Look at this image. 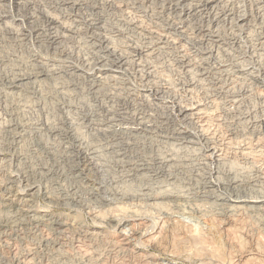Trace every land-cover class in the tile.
I'll use <instances>...</instances> for the list:
<instances>
[{
  "label": "bare ground",
  "instance_id": "1",
  "mask_svg": "<svg viewBox=\"0 0 264 264\" xmlns=\"http://www.w3.org/2000/svg\"><path fill=\"white\" fill-rule=\"evenodd\" d=\"M0 1L1 2L2 1L7 2V0H0ZM123 1L122 0H120V1H117V0H51V1H48L47 2L48 5L44 7V5H42L40 3H38L40 6L38 4H36V2L34 0H8V4L12 3L17 8H23V9H25L29 5H31V8H27L28 10H31V11L28 13V15L26 14V18H27V20H30L32 23H35L34 24L35 27L33 29V34H35V38H37L38 40H41V37H43V35H44L43 31H46V32L51 31L50 32L51 36L48 35L49 37L48 38L46 37V41L50 45H56V46L57 45H59V46L64 45L68 41V39H70L71 37H74L75 35L77 36L76 33L78 30L80 31V29L81 30L83 29L84 33L87 34V37H88V39L84 38L88 42V44H87L88 45V51L86 53H83L82 55H80L81 57L77 58L78 61H80L79 67L76 66L77 69L75 67H72V69H73V71H76V73L79 71V73H77V78L83 77V78H90V80H92V82H89L91 84L90 89L93 90L92 93H95L96 91H98V88L104 84L105 81H103V79H105V78L102 77L101 75H104L106 77L111 78L115 82L114 84H116V83L122 84L121 87L123 86L122 87L123 90L126 92V95L128 96V98H130L131 101H135L134 99L136 97H143V98L147 99V97L152 92H154V94H158V93L165 94L166 93L167 95H169L168 94V92H169V93H172V95H170L169 97H171L172 100H174V103H175V100L178 99L177 100L178 102L174 106L175 107V116H182V118L183 117L184 118L185 117L194 118L196 120L195 123H197L206 117V113H207L206 111L209 108V106H207L206 102L204 104V103H201L200 101L198 102V101H195L192 99H190V100L188 99V103H186V104L179 103V102H181L182 97H181V99H180V96L178 97V93H176L175 86L176 87L179 86V88H181L183 90V93H186L185 95H188L189 98H192L191 93L194 90V88L196 87V85L198 83H200L199 81L205 80L206 83H202L203 85L207 84L208 87L212 88L214 95L223 91L222 92V93H224V95L222 94L223 97H225V98L228 97L229 100H227V102L230 103L231 105L237 104L240 101L239 96L241 94H245V92H247L246 89L250 88V86H249L250 83L247 82L246 88H244L245 89L244 93H240V92H239L240 94H236V92H234L235 94L232 93L231 92L232 87H233L232 84H234V83L237 84L236 83L237 81L238 82L240 81V83L241 82L244 83V81L250 80L255 84L254 85L255 88L258 89L259 87H261L262 89H264V25L262 24L263 18H264V0H162L164 2V4H166L169 7V9H173L174 11L177 12L178 17L180 18V21H178L176 23H174L172 21L171 23H169L165 19V21H163L161 24H157L158 22H156V20L154 22L151 18L153 23L150 26V28H147L146 30L140 29V27L138 26V25H140L138 23L139 21L133 22L134 21V19H133V21L131 22L128 18H123L128 14H126L125 16L124 15L121 16L123 22H125L124 23L125 28L123 30L119 29V27H120V26H118L119 24L112 25V23H114V22L109 21L110 13L108 12L109 13V15H108V13L105 12L106 10L104 11L105 8L109 7V9L111 11H115V13L117 11H121L122 14L125 13L124 11H126V10L127 11L133 10V11L141 13V14L143 12H146L145 9H144V11L141 10V9H143L141 7H143L144 5L141 2H139V0H131V1H129L130 3L127 2L124 4L123 3L117 4V3L123 2ZM152 5H153V3H152ZM158 5H159V3H158ZM247 5L249 8V11H247L248 10L247 9L246 10L247 12H245V10H244V12H242L243 10L241 11V8L242 7L245 8V6H247ZM82 6L88 7L92 11L93 17H91L90 19H84L85 17L83 18L81 16V13H80ZM60 7H62L63 9ZM159 8H162V7H159ZM8 12H9V10H1L0 11V22H3L4 19L7 17H12V16H10V14ZM150 14L151 13H149V15ZM151 15H153V14H151ZM202 15H206V18H207L206 24H199L198 23L199 25H196L195 27H193L191 29L188 26V24H189L188 19L193 18V17L199 18V16H202ZM89 17H90V15H89ZM148 17L150 18V16H148ZM12 19H14V18L12 17ZM38 19L41 20L42 23L37 24V23H39ZM116 19H118V18H116ZM140 19H142V18H140ZM157 19H158V17H157ZM137 20H135V21H137ZM67 22H69L70 24H68ZM118 23H120V22H118ZM220 24L224 25V30L222 32L218 28ZM124 25L122 24V27H124ZM114 30H115V32H118V34L122 36V39H124V40L126 39L130 44L128 43L125 46L122 44L124 46L122 49L121 48L116 49V47L118 45H120L121 42L116 47H114L113 43H114L115 38L112 37V35H111V33H114ZM80 33H81V31H80ZM17 34L15 33V36ZM19 34H20V32H19ZM22 34H24V33H22ZM82 34H83V32H82ZM189 34H193V35H195V37H198L197 40L193 41ZM134 35L135 36H137V35L141 36L142 35V37L144 39H146L145 45L143 44L142 46L141 45L138 46L137 43L133 40V38L135 37ZM85 37H86V35H85ZM119 38H121V37H119ZM79 39H82V37ZM116 39H118V38H116ZM116 39H115V42H116ZM138 39H140V38H138ZM144 39H142V40H144ZM175 40L178 42L179 48L180 47L183 48L187 45H190L189 47L191 49L196 48V52H194V55H195V57H197L199 63L201 64V65L198 64L199 70H197V71H199V74H197V73L194 74L191 70L192 69L191 65L195 61H193V63L192 64L190 63L191 65H189L188 62H190V61L189 60L184 61L186 59H185L184 54H182L183 53L182 50L180 49L178 52V48H177V54L175 56L176 57L175 62L178 63V65L180 64V66L183 69H185V71H184L185 73H190V72L193 73L194 77L190 76L187 80H185V78H183L184 80H178V83H175L173 87L171 85L172 88H170V87L167 88L166 86L161 87V85H159L160 83L157 82L158 84L157 83L155 84L156 80L154 81V83L152 82V78H154V76H153L154 72L152 73L151 68H153V67L152 66L142 67L138 57L140 55H143V56H146V58H147L151 54V51L153 49L158 50V51H164V49H166L167 47L174 46V43H176ZM46 41H43V42H46ZM79 41H81V40H79ZM86 41H84V42L87 43ZM83 45H84V43H83ZM64 47H65V45H64ZM79 47H81V45ZM61 51L62 52H60V53H63L65 58H69V56L72 55V54L71 55L69 54L70 51L67 52L64 50V48ZM84 51H85V49H84ZM126 52L127 53L129 52V53L127 54ZM155 52H157V51H155ZM179 53H181V55H179ZM219 53L226 55L225 57L227 59L226 58H225L226 60L217 59L219 57L218 56ZM234 53H235V55H234ZM163 55H164V53H163ZM227 55L230 56V58ZM9 56L10 55L5 56V58L7 60H11L12 56L11 57H9ZM135 56H138V57L134 58ZM5 58H4V60H5ZM210 59L214 60V61L210 62ZM13 60H12V63H13ZM190 60L192 61V58ZM1 61H2V59H1ZM17 63H18V61H17ZM89 63H92L91 65H89L90 68L88 67ZM32 64H33V62H32ZM38 64L40 65L39 66L40 69L38 67L37 68L35 67L36 69H38V71H36V72L34 71V72H28L27 73L25 71L26 72L25 73L23 70L20 71L21 70V69H19L20 65H18V67L15 66L16 62L14 65L13 64L11 65V69H9L8 71H6V70L3 71L5 68L4 66H3L4 68L1 69V73H0V96L2 97L1 99L4 103L9 102L11 104L9 108L7 107L9 105H7L6 106L7 108H6V107H4V104H3V108H2V111L4 112V114L10 117L9 118L10 124L7 123V125H6L4 123L6 125L4 127L6 128V131L9 133L10 140H11L10 142H8V144H6V146H7V148L15 147V145H17L22 139L25 140V138H28V137L30 139V136H34V137L36 136V137L40 138V136H42L41 131L46 130V131H48V133H51L52 135L57 134V136L59 135V136L68 137L69 139H71V140H69V141H71L70 142L71 151L70 150L69 151H70V153L72 152L71 154H73V152H75V154L73 155L74 158H71L72 156L69 155L70 153H67L64 155L62 153L60 155V153L57 152V154H56L55 153L56 150H55V152H53L54 149L51 148L53 150L52 151L53 154L58 156V153H59V156L56 158L57 161H55V163L51 164L49 167H47L46 165L44 166L43 164L39 163L36 170L34 169V170L24 171L22 174H20V173L19 174H8V176L5 174L6 177L4 179L0 180V210L1 211L3 210L5 212L6 211L12 212V213L14 212V213L22 216L24 220L28 219L29 222L32 221L34 223V226H41V228L48 227V229L51 228L52 230L59 232V233H63V232H66L68 230H71V231H75L80 236L81 235L88 236V237H90L91 240H93V239L95 240L98 238L102 239L105 237V235L101 232V230L100 231H95L96 229L90 230L89 228H87L85 226L84 223H82L84 225L78 223L77 218H75L73 215L61 216L58 214L47 212L46 210H39V209H37V207L35 205V203L37 202L36 197L39 194H42L41 196L45 197L46 200L50 203L51 202L52 203L57 202V203H64V205L69 203V204H71V206L72 205H74V206H83V205L86 206L85 203L81 204V202H82L83 198H86L85 195H87L88 196L87 201H89L88 200L89 198H91V199L93 198L94 202L96 201V203L102 208L104 205L107 204V203L104 204V202H102L100 199H98V196L100 197V195L98 194V196H97L93 190L92 191L88 190L86 192V191H83L82 188H80L81 187L79 185L80 178L82 176L84 177V175H86V171H87L86 166L89 163L95 164V167H96V165L98 167L100 166L101 168L104 167L105 164L102 163L103 161H101V158L99 156L103 150L101 149L102 151L100 152L99 151L100 149L98 150L94 145H91L90 143H89L90 145H87L88 143H86V142H89V141H86L85 139L81 138L79 131L77 130V128H75V126H76V125H74L75 122L71 119L72 117L70 118L67 115L68 114L67 113L63 121H59L56 123H52V121L49 122L48 119L39 121L37 123L36 122L35 123H29L28 120H26L27 116H23V114L25 112L23 109H24V107H26L25 105H27V104L24 105V102L23 103L21 102L23 99L22 97H24L25 94H29L27 96H30V98H31V96H33V97L38 98L39 101L43 100L44 97H43V99L41 98L42 93H40V91H38L39 90V88H38L39 84L43 80H45L46 76L49 77V75L52 74L54 70H56L53 68H48L47 67L48 65H46L44 62L38 61ZM5 65H7V64H5ZM195 65H193V66H195ZM153 66L155 67V65H153ZM68 67H70V66H68ZM62 68H63V66H62ZM36 69H34V70H36ZM58 69H60V68H58ZM127 69H131V70L135 69L137 71V74L138 73L140 74V76H138V77H140L139 81L143 83L142 84L143 88L140 89L139 91H137V93L135 95H134V92L136 90L133 89V88H135V86L131 87L130 83H128L123 78V72L126 71ZM173 70H174V68H173ZM29 71H31V70H29ZM21 72H23L25 74H23ZM158 79L159 78H157V80ZM80 80H82V79H80ZM106 80H107V78H106ZM163 82H164V80H163ZM253 83H251V84H253ZM133 84H135V83H133ZM165 84H168V83L165 82ZM170 84H169V86H170ZM230 85H232V87H230ZM75 87H77V86H74V89H77ZM240 87H242V86H240ZM179 88H177V89H179ZM200 88L203 89L204 87H202V85H200ZM206 90H205V92H208V88ZM218 90H220V91L218 92ZM251 90H252V88H251ZM47 92L48 91H46V93ZM229 92H231V93H229ZM248 92H250V91L248 90ZM252 92H254V90ZM237 93H238V91H237ZM47 94L49 95V92ZM96 94H95V96H96ZM98 94H100L99 96H101V92ZM260 94H262V93L259 92L258 95H260ZM105 96H104V98H105ZM205 96H207V94ZM247 96H248V94H247ZM46 97H47V95H46ZM102 97H103V95H102ZM208 97H210V96H208ZM208 97H206V98H208ZM27 98H29V97H27ZM263 98H264V96H263ZM46 99H44V100H46ZM160 99L167 101V99H165L163 97ZM110 100L112 101V99H110ZM39 101H37V102H39ZM161 101L162 100H160V102ZM259 102H260V100H259ZM25 103H26V101H25ZM65 103L62 102L61 107L59 104V108L63 114L66 111L65 107L71 108L70 110H72V107L70 105H68L69 103L68 104L67 103L65 104ZM261 103L262 104L264 103V99L261 100ZM147 104H149V103H147ZM85 105H87V104H85ZM79 107H82V106H79ZM57 108H56V111H57ZM45 111H47V110L45 109L44 113H45ZM80 111H81L80 120H82L81 122L88 124V126H90V128H93V126H94L93 123L95 120L93 118L97 114V112H95V109L93 110L90 107H85L83 109L81 108ZM49 112H50V110H49ZM75 112H76V109H75ZM52 114H53V112H52ZM78 116H80V115H78ZM45 117H47V116L45 115ZM2 118L4 119L5 116ZM121 118H123V117H121ZM239 118H241V117H239ZM59 119H61V118H59ZM57 124H61V127L62 126H64V127L63 128H61L60 126L58 127ZM76 124H77V122H76ZM144 124H146V123L144 122ZM144 124H143L144 128H142L141 131L140 130L139 131L142 133L144 139H147V137H148L147 135H150L149 134L150 131H148L149 130L148 126L146 127V125H144ZM250 124H251L250 127H246V128L242 127L243 129L239 128L240 130L238 129V131H240L244 135V133H245L244 131L249 130L250 133L251 132L253 133L256 131L257 128H261L263 131V135H264V115L261 116L259 119L254 120ZM197 126H198V128H200V130H198V132H199L198 134H195L191 131H188V132L184 133V135L178 137L177 141H179L180 146L182 144L183 145L185 144V147L189 146L190 148L195 147L194 145H197V141H200L199 139H203L205 141L204 145L202 146V148L200 150V155L203 158L200 156L199 157L202 158L201 164H203V166H205L206 171L204 170L202 175H200L199 178H197V180H195L196 181L195 184H193L189 181L190 177L189 178L186 177L185 179H187L188 181L184 182L185 185L183 184L185 186V188L183 187L184 188L183 189V188H181V186L179 187L185 191V192L183 191L184 193L180 192V191H174L175 189L173 191L168 190V189L172 188L169 185H167L168 187H170L167 189V186H165V184H169V182L164 184V186L166 187L167 190L158 191L159 190L158 189L157 190L158 192H156L155 191L156 189L154 188L156 184L154 185V184H148L147 183L148 184L147 185L145 183L146 184L145 187L140 190L141 196L145 197L146 201L149 200V202H151V204H157V203L160 204V206H159L160 208L157 206L159 208V209H157V211L159 212V214H161L162 221H160V223L161 222L162 223H161V225H159L158 230L156 228L157 232L156 233L153 232L151 234H144V232H142V229H144V225L150 221L152 222V217H151L152 214L150 215L148 212L144 213L145 211L143 212V210H140L136 207H135L136 209L133 208L129 211V213L127 212L125 214L111 213V210H110V212L108 210V214H107L109 216L108 220L110 222H112V224L117 226V228L121 227L120 229H118L115 232L116 235L113 238H111L109 241L111 242L112 246H114L118 249L119 252L122 251L123 255L125 254L128 257L129 256L130 257L135 256V258L136 257L137 258L142 257L140 259L143 261V262H141L142 264L143 263L144 264H163L159 261V259H157L153 255H150L149 253L144 252L145 250L142 249V247H141L142 245L140 246V244L145 243L147 241L150 242L152 240L155 242L154 243L152 241V243H154V244H156L158 242L162 243L163 241H161V239L163 236L165 237L167 235V233L172 234L173 230L174 231L178 230V231H176L178 238L177 237L176 238L180 241H183V242L185 241V242H187V244L188 243L190 244V247H191L190 249L192 251L189 248H188V250H190L191 253H194V255L199 258L198 264H264V170L261 167L260 168L256 167L254 170V174L251 175L249 173L250 171L244 172V170H242L240 173L239 171H236L235 169L230 167V165L228 166L227 164L229 161H227V158L224 157V155H223V153H224L222 151L223 148L219 147V145H221V143L220 144L214 143L213 138H212L214 135L212 137L207 136L206 135L207 130L203 131L202 125H197ZM95 128H94V130H96ZM99 128H101V127H99ZM136 130L137 129H134V128H132V129L128 128L127 129V128L121 127L116 132L120 138L122 136H129L133 132H136ZM139 131H138V133H139ZM258 131H256V132H258ZM235 132H237V130ZM260 132H261V130H260ZM114 134L112 133L113 136H114ZM133 136H134V133H133ZM238 136H240V134ZM246 136H247V134H246ZM129 137H131V136H129ZM143 137L141 139H143ZM29 139H28V141H29ZM31 139H30V143H32ZM63 139H65V138H63ZM36 140H38V139H36ZM227 141L228 140H226L225 142H227ZM36 142H37V144H39L42 141H40V142L36 141ZM43 142H44V140H43ZM65 142H67V140ZM154 142H156V140ZM219 142H220V140H219ZM30 143L28 145H30ZM117 143H118V141H117ZM144 143L146 144V142H144ZM83 144H84V146H83ZM4 145H5V143H4ZM227 145H229V144H227ZM53 146H55V145H53ZM118 146H119V144H118ZM123 146H126V143L125 144L121 143V149H123ZM177 146H178V143H177ZM247 146H245V147L247 148ZM41 147L44 150H48V148L50 146H47L46 144L42 143ZM245 147L244 148L241 147L242 148V149H240L242 152V153H240L241 155L242 154L246 155L247 151L245 152ZM99 148H101V147H99ZM176 148H178V147H176ZM16 149H17V147H16ZM193 149L195 150V148H193ZM231 150H235V149H231ZM39 151H40V149H39ZM118 151H119V149H118ZM113 152H114V149H113ZM228 152H229V150H228ZM251 152H252V150H251ZM42 153H43V151H42ZM263 153H261V154L259 153V156H258L259 160L258 161H260V160L264 161V154ZM24 154L25 153H23V155ZM46 154H51V152H49V150H48V152H46ZM46 154H44V156ZM171 154H169V156H166V157L164 155L165 158L162 159L160 157V159L157 161V164L160 165V166L158 165L160 167V170L162 169L161 167L173 168L171 166H173L172 164H174V163L176 165H178L177 161H176L178 159V156L176 157V155H174L175 158H177L175 160L173 156L172 157L170 156ZM23 155H22V152H21V154H18V156L20 157L19 158L20 160L25 159L26 154L24 156ZM256 156H254V157H256ZM50 157L52 158L53 155L52 156L50 155ZM241 157L243 158V155ZM258 157H256V159ZM102 158H103V156H102ZM0 160H2L1 157H0ZM75 160H78V161L75 162ZM207 161L213 162L214 166L209 167V165L207 164ZM61 164L66 165L68 168L67 170H62V171H65L64 173H62L60 171V166H62ZM199 165H200V163H199ZM89 166H90V164H89ZM92 167H94V165H92ZM98 167H97V170H98ZM174 168H173V171L171 169L170 170L171 172L169 171V173H167V171L164 172V173L168 174V175L165 174L167 177V180L169 179V180L175 181L178 179L177 178L178 172L177 173L174 172V171H176V166ZM251 169L252 168H250V170ZM23 170H24V168H23ZM165 170H167V169H165ZM184 170H185V168H184ZM198 170L199 169L197 168V171ZM177 171H178V169H177ZM197 171L195 172V174L198 173ZM202 171H203V169H202ZM37 172L38 173L40 172V175H38ZM184 174L185 173H183V175L181 174V176H184ZM199 174H201V173H199ZM153 175H154V173H153ZM189 175H191V174H189ZM45 176H49V178L51 179L49 182L50 185L56 186V188L52 192L53 194L49 193L47 180H45L43 178ZM193 176H195V175H193ZM67 177L72 182L70 183V185L64 187L63 186L64 184L63 185L61 184V180L63 181V178L65 180V178H67ZM192 179L193 178H191L190 180H192ZM194 179H195V177H194ZM150 180H152V178ZM177 181H179V180H177ZM180 182H182V181L180 180ZM153 183H154V181H153ZM164 186H163V188H164ZM177 186H176V189H177ZM91 189H93V188H91ZM115 193H113V194H115ZM118 194H120V193H118ZM121 195L123 196L122 193H121ZM124 197H126V196H124ZM100 198H102V197H100ZM103 200H106V199H103ZM159 204H157V205H159ZM87 206H89V205H87ZM108 207L110 208V206H108ZM96 209L99 210L98 208H96ZM119 209H120V207H119ZM93 212L95 213V215L94 214L93 215L98 220V223H101L104 220L102 217H99V214L101 211H93ZM14 213H13V215H14ZM186 214L193 215L197 218L203 217V219L206 220L207 225H205L204 228H199V229H197V227L199 225L198 226L194 225V226H196L195 227L196 229H194V227L192 228L193 224H191L192 225L191 226V225L185 223L186 220H184V221L181 220V219H183L181 217H184ZM22 217H21V219H22ZM191 218L193 219L192 216H191ZM159 219H161V218L159 217ZM199 221H202V220L199 219ZM22 222H24V221H22ZM202 222H199V223L202 225L204 223V222L203 223ZM19 223L20 222H18V225H19ZM21 224L22 223H20V226H21ZM31 224L32 223L30 222L29 226H32ZM194 224H197V223L194 222ZM127 225L130 226V230L128 231L127 228H126L127 231L122 230V226H127ZM13 226H17V225L15 223H13V221L11 222L9 219L4 218V220H0V228L1 229L5 228L4 231L7 234H9V233L6 230L8 228L13 227ZM199 227H201V226H199ZM18 229H20V228L18 227ZM15 230H13V233ZM4 231H2V232L4 233ZM11 231H9V232H11ZM15 233H16V231H15ZM172 236L173 235H171V237ZM174 236H175V234H174ZM172 238H171V240H172ZM166 239H167V236H166ZM18 240H20V239H18ZM16 241H17V239H16ZM172 241H174V239ZM110 242H107L108 245ZM149 242H147V243L149 244ZM174 243L171 242V244H173V245H174ZM176 243H175V245H176ZM5 244H6V242H5ZM162 245H163V243L161 244V246ZM158 246H159V244H158ZM165 247L168 248L169 247L168 244ZM181 247L184 248L185 246L182 245ZM163 248H164V246H163ZM112 249H114V248H112ZM171 249L172 248H170L169 250L171 251ZM174 250H175V248H174ZM177 250H175V251H177ZM185 250L187 251V249H185ZM183 251H184V249H183ZM85 263L87 264V261Z\"/></svg>",
  "mask_w": 264,
  "mask_h": 264
},
{
  "label": "rangeland",
  "instance_id": "2",
  "mask_svg": "<svg viewBox=\"0 0 264 264\" xmlns=\"http://www.w3.org/2000/svg\"><path fill=\"white\" fill-rule=\"evenodd\" d=\"M34 1L36 2V4L40 3V4L44 5V7H45L48 5L47 2L51 1V0H34ZM117 1H120V0H117ZM129 1H131V0H124L123 2H119L117 4H122V3L124 4L127 2L130 3ZM139 2H141L144 5V6L142 5L143 7H141V8H143V9H141V10L144 11V9H145V11H146V12H143L142 14L135 12L133 10H130V11L126 10L127 12L124 11L125 13H123V14L121 11H117L115 13V11H111L109 9V7L105 8L104 11L106 10L105 11L106 13H108V12L110 13V15L108 13L109 21H112L115 23V24L112 23V25L119 24L118 26H120L119 27L120 30L121 29L123 30L125 28V25H124L125 22H123L121 16H123V15L125 16L126 14H128V15H126L127 17L125 16L123 18H128L131 22L133 21V19H134L133 22L139 21L138 23L140 25H138V26L142 30H146L147 28H150L153 21L155 22V20H156V22H158L157 24H161L163 21H165V19L169 23H171L172 21L174 23L180 21V18L178 17L177 12L174 11L173 9H169V7L166 4H164V2L162 0H141V1L139 0ZM152 3H153V5H152ZM158 3H159V5H158ZM159 7H162V8H159ZM27 8H31V5H29ZM27 8H25V9L17 8L12 3L8 4V0H7V2L6 1H2V2L0 1V11L1 10H9L8 13L10 14V16H12L14 18V19H12V17H7L4 19L3 22H0V58L3 61L2 62L0 59V73H1V69H3L4 67L6 69L4 68L3 71H5V70L8 71L9 69H11V65L12 64L14 65L15 62H16L15 66L18 67V65H20L19 66V69H21L20 71L23 70L24 72L26 71L27 73L38 71V69H36L37 67L40 69V67H39L40 65L38 64V61L44 62L46 65H48L47 66L48 68L56 69L53 71V73H52L53 75L52 74L49 75L50 78L46 76L45 80H43L40 84L38 83L39 84V87H38L39 90L38 91H40V93H42L41 98L42 99H43V97H44V99L47 98L46 100L43 99V100L39 101L38 98L33 97V96H31V98H30V96H27L29 94H25L24 97H22L23 99L21 102L22 103L24 102V105L27 104V105H25L26 107H24V109H23L25 111L23 116H27V118L26 117L25 118H26V120H28L29 123H35V122L37 123V122L45 120V119L46 120L48 119L49 122L52 121V123H56L59 121H63L67 113H68L67 115L70 118L72 117L71 119L75 122V124H74V125H76L75 128H77V130L79 131L81 138L85 139L86 141H89V142H86V143H88L87 145H90V144L94 145L98 150L100 149L99 150L100 152L102 150L104 151V152L102 151V153H101L102 155L101 154L99 155L101 158V161H103L102 163L105 164L104 167L101 168L100 166L98 167L97 165L95 167V164L89 163L90 166H89V164L86 166V168H87L86 175H84V177L82 176L80 178V181H79L80 182L79 185L81 186L80 188H82L83 191H86V192L88 190H90V191L93 190L97 196L99 194L100 197H102V198H100L98 196V199H100L102 202H104V204L107 203L102 208L96 203V201L94 202L93 198L92 199L89 198L88 199L89 201H87L88 196L85 195L86 198H83L81 204L85 203L86 206L87 205H89V206H87V207L84 205L83 206H74V205L71 206V204H69L67 202H66L67 204L65 203L66 205H64V203H57V202H56L57 204L54 202L50 203L46 200L45 197L41 196L42 194H39L36 197L37 202L35 203V205H36L37 209H39V210H46L47 212L58 214L61 216L73 215L75 218H77L78 223H80V224L84 223L85 226L87 228H89L90 230H95V229H96L95 231L101 230V232L105 235V237L102 239H100V238L95 239L96 240L95 241L94 239L91 240L90 237H88V236H84V235L80 236L78 233H76L75 231H71V230H68V231L63 232V233H59V232L52 230L51 228L48 229V227L41 228V226H34V223L32 221H30L32 223L31 224L32 226H29L30 222L28 219H27L28 221L26 219H25L26 220L25 221L22 216L14 213V212H13L14 213V215H13L12 212H8V211L5 212L3 210L2 211L0 210V220H4V218L9 219L11 222L13 221V223H15L17 225V226H13L11 228H8L6 230L9 234H7L4 231L5 228H3V229L0 228L1 229L0 230L1 231L0 232V264H86L85 263L86 261H87V264H101V263L102 264H142L141 262H143V261L140 260L142 257L141 258L136 257L137 259L135 258V256H131V257L129 256L128 257L125 254L123 255L122 251L119 252L116 247L112 246V244L109 240L116 235L115 232L118 229H120L121 227L117 228V226H115L114 224H112V222H110L108 220V218H109V216L107 215L108 210H109V212L111 210V213L125 214L127 212L129 213V211L133 208L134 209L138 208L140 210H143V212L145 211L144 213L148 212L150 215L152 214L151 215L152 222L150 221V222L146 223L144 225V229H142V232H144V234H151L153 232L156 233L159 225H161V223H162V222L160 223V221H162L161 214H159V212L157 211V209L160 208L159 207L160 204L159 203H157L159 205L151 204V202H149V200L146 201L145 197L141 196L140 190L142 188H144L145 185L148 183V184H154V185L156 184L154 187L156 189L155 190L156 192L162 191V190H167L170 187H172V188L168 189V190L173 191L175 189L174 191L183 192L184 191L183 189L185 188L184 182L188 181L187 179H185L186 177H188V178L190 177L189 181L191 183H193V184L196 183L195 180H197V178H199V176L202 175L204 170L206 171L205 166H203V164H201L202 163L201 159L203 157L200 155V150H201L202 146L204 145L205 141L203 139H199L200 141H197V145H194L195 147L190 148L189 146L185 147V144L184 145L182 144L180 146L179 141H177V138L184 135V133H186L188 131H191L195 134H198L199 133L198 130H200V128H198L197 125H202L203 131L207 130L206 131L207 136H209V137H212L213 135L215 136V137L214 136L212 137L214 143H217V144L221 143V145H219V147L223 148L222 149V151L224 152L223 155H224V157L227 158V161L230 162V163L228 162V164H227L228 166L230 165V167H232L236 171H239L240 173L242 170H244V172L250 171L249 173L251 175L254 174V170L256 167L257 168L261 167L264 170V164H263L264 161L263 160L258 161L259 160V157H258L259 153L261 154L264 152V149H263L264 148V141H263L264 135H263L262 129L257 128L256 131H258V130L259 131L258 132L255 131L253 133L252 132L250 133V131L247 130V131H244L245 132L244 135L240 131H238L239 128L243 129L242 127H244V128L250 127V125H251L250 123H252L254 120H257L261 116L264 115L263 114L264 113V103L263 104L261 103V100L264 99L263 98V96H264L263 90L264 89H262L261 87H259L260 89L255 88L254 87L255 84L250 80L244 81V83L241 82L242 84L240 83V81L239 82L237 81L236 83L238 85L235 83L232 84L233 87H232V85H230V87H232V90H231L232 93H234V92H236V94L244 93V90H245L244 88H246L247 82L250 83L249 84L250 88L246 89L247 92H245V94H241L239 96L241 102L239 101L237 104L231 105L230 103L227 102V100H229V98L223 97V95H224V93H222L223 91L219 92L220 90H218L219 93L214 95L212 88L208 87L207 84L203 85L202 83H206L205 80L199 81L201 84L198 83L196 85V87L194 88V90L191 93L192 98H189L188 95H185L186 93H183V90L181 88H179V86H177V87L175 86L176 93H178V97L180 96V99L182 97L181 102H179V103L186 104V103H188V99L189 100L192 99V100H195L198 102L200 101L201 103H204V104L206 102L207 106H209V108L206 111L207 112L206 117L197 123H195L196 120L194 118H188V117L182 118V116H175V107L174 106L178 102L177 101L178 99L175 100V103H174V100H172V98L169 97L170 95H172V93H169V92H168L169 95H167L166 93L165 94H162V93L161 94L160 93L154 94V92H152L147 97V99L143 98V97H136L134 99L135 101H131L130 98H128V96L126 95V92L123 90V88H122L123 86L121 87L122 84H120V83L114 84L115 82L111 78L106 77L104 75H101L102 77L105 78V79H103V81H105L104 84L105 83L106 84L105 85L103 84L102 85L103 87L100 86L101 88L99 87L98 91H96L95 93H92L93 90L90 89L91 84L89 83V82H92V80H90V78H83V77L77 78V73H79V71L76 73V71H73V69H72V67H75L76 69H77V67H79L80 61H78L77 58L81 57L80 55H82L83 53H86L88 51V45H87L88 42L85 40L86 38L88 39L87 34L84 33L83 29L82 30L80 29L81 33L78 30L76 33L77 36L75 35L74 37H71L73 40L71 38L68 39V41L64 44L65 47H64V45H61V46L50 45L46 41V37L48 38L49 36H51V33H50L51 31H47V32L43 31L44 35L42 34L43 35V37H41L42 41L38 40L37 38H35V34H33V29L35 27V25H34L35 23H32L30 20H27V18H26V14L28 15V13L31 11V10H28ZM60 8H62V7H60ZM242 8H241V11L243 10L242 12H244V10H245V12L249 11L248 5L245 6V8L244 7H242ZM80 13H81V16L83 18L85 17L84 19H90L91 17H93L92 11L88 7L82 6ZM149 13H151L153 15H151V14L149 15ZM88 14L90 15V17ZM148 16H150V18ZM157 17H158V19H157ZM116 18H118V19H116ZM140 18H142V19H140ZM151 18L153 21L151 20ZM135 20H137V21H135ZM206 20H207L206 15L199 16V18L193 17V18L188 19V22H189L188 26L192 29L196 25L206 24ZM38 21H39V23H37V24L42 23L41 20L38 19ZM118 22H120V23H118ZM67 23L70 24L69 22H67ZM121 23L124 25V27H122ZM262 24L264 25V18H263ZM218 28L222 32L224 30V25L220 24ZM115 30H114V33H111L112 37H114L115 39L118 38V39H116V42L114 39V43H113L114 47H116L121 42L120 45H118L116 47V49L117 48L122 49L129 42L126 39L125 40L122 39V36L119 35L118 32H115ZM18 31L20 32V34ZM82 32H83V34H82ZM15 33L16 34L18 33V34L15 36ZM22 33H24V34H22ZM84 34L86 35V37ZM189 35L191 36V39L193 41L197 40V38H198V37H195V35H193V34H189ZM138 36L139 35L135 36L136 38L134 37L133 40L137 43L138 46H140V45L142 46L143 44L145 45L146 39H144L142 37V35L139 37ZM81 37H82V39H79ZM119 37H121V38H119ZM138 38H140V39H138ZM78 39L81 41H79ZM142 39H144V40H142ZM43 41H46V42H43ZM84 41H86L87 43H85ZM83 43H84V45H83ZM176 43H174V46L167 47L166 48L167 50L164 49V51H158V50L153 49L151 51L152 55L150 54L151 56L149 55L147 58H146V56H143V55H140L139 57L138 56L134 57V58L138 57L142 67H145V66L146 67L147 66L153 67V68H151L152 73L154 72L153 73L154 78H152V82L154 83V81L156 80L155 84L158 82V83H160L159 85H161V87L166 86L167 88H169V87L172 88L175 83H178V80H184L183 78H185V80H187L190 76L194 77V74H196V73L199 74V71H197V70H199L198 64H200V63H199L197 57H195V55H194V52H196V48L191 49L189 47L190 45H187L183 48L182 47L179 48V44L177 41H176ZM80 45H81V47H79ZM63 48L65 51H67L69 49L67 52L70 51L69 54L70 55L72 54L71 56H69V58H65L63 53H60V52H62L61 50ZM177 48H178V52L180 49L182 50V52H183L182 54H184L185 59H186L184 61H187V60L190 61V62H188L189 65H191L193 63V61H195L194 63L196 65L193 63L191 65L192 69L190 68L194 74L191 72H190L191 74L185 73L184 72L185 69H183L180 66V64L178 65V63L175 62V59H176L175 56L177 54ZM84 49H85V51H84ZM155 51H157V52H155ZM163 53H164V55H163ZM8 55H10L9 57L12 56L13 58L11 57V60H7L5 58V56H8ZM179 55H181V53H179ZM234 55H235V53H234ZM218 56L219 57L217 59H219V60H223V59L226 60L227 59L225 57L226 55H223L222 53L221 54L219 53ZM3 57L5 58V60ZM228 57L230 58V56H228ZM191 58H192V61L190 60ZM12 60H13V63H12ZM17 61H18V63H17ZM213 61L214 60L210 59V62H213ZM32 62H33V64H32ZM5 64H7V65H5ZM91 64L92 63L88 64L89 68H90L89 65H91ZM67 65L70 67H68ZM153 65H155V67ZM193 65H195L196 67ZM62 66H63V68H62ZM58 68H60V69H58ZM173 68H174V70H173ZM34 69H36V70H34ZM29 70H31V71H29ZM21 73H23V72H21ZM25 73H23V74H25ZM138 76H140V74L139 73L137 74V71L135 69H132V70L127 69L126 71L123 72V78L128 83H130L131 87L135 86V88H133L136 90L134 92V95L137 93V91H139L140 89L143 88V85H142L143 83L139 81L140 77H138ZM106 78H107V80H106ZM157 78H159V79L157 80ZM80 79H82V80H80ZM163 80H164V82H163ZM165 82H167L168 84H165ZM133 83H135V84H133ZM251 83H253V84H251ZM169 84H170V86H169ZM171 85H172V87H171ZM200 85H202V87H204V88L206 87V88L201 89ZM74 86H77V87H75L77 89H74ZM240 86H242V87H240ZM177 88H179V89H177ZM207 88H208V92H205V90ZM251 88H252V90H251ZM248 90L250 92H248ZM253 90H254V92H252ZM46 91L49 92V95L47 94L48 92L46 93ZM237 91H238V93H237ZM97 92L98 93L101 92V96H99L100 94H98ZM231 92H229V93H231ZM259 92L262 94L258 95ZM95 94H96V96H95ZM206 94H207V96H205ZM247 94H248V96H247ZM46 95H47V97H46ZM102 95H103V97H102ZM104 96H105V98H104ZM208 96H210V97H208ZM258 96L259 97L261 96L262 98L261 97L259 98ZM27 97H29V98H27ZM162 97L167 99V101L160 99ZM206 97H208V98H206ZM1 98L2 97L0 96V111H1L0 112V115H1L0 116V153H1L0 157L2 158V160H0V180L4 179L6 177L5 174L8 176V174H19V173L22 174L24 171H29V170H34V169L36 170L39 163L43 164L44 166L46 165L47 167H49L51 164H53V163H55V161H57L56 158L59 156V153H60V155L62 153H63V155L70 153V151H71L70 142L71 141H69V140H71V139H69L68 137H63V136H59V135L57 136V134L52 135L51 133H48V131H46V130L41 131L42 136H40V138H38L36 136L35 137L30 136V139L32 138L31 139L32 143H30V139L28 137V138H25L26 141L24 139H22L21 140L22 142L20 141L17 144L19 147L17 145H15V147L7 148L6 144H8V142H10L11 140H10L9 133L6 131V128L4 126H6L7 123L10 124V119H9L10 117L4 114V112L2 111V108H3V104H4V107L9 105V106H7L8 108L10 107L11 104L9 102L4 103ZM109 98L112 99V101ZM160 100H162V101L160 102ZM259 100H260V102H259ZM25 101H26V103H25ZM37 101H39V102H37ZM61 101L64 103L66 102L67 104L69 103L68 105H70L72 107V110H70L71 108L65 107L66 111L63 114L59 108V104L61 107V103H62ZM147 103H149V104H147ZM85 104H87V105H85ZM79 106H82V107H79ZM85 107H90L93 110L95 109V112H97V114L95 115L96 118L95 117L93 118V119H95L94 123H93L94 124L93 128H90V126H88V124H85V123L81 122L82 120H80V117H81L80 109L81 108L83 109ZM56 108H57L58 112L56 111ZM45 109L47 111H45V113H44ZM75 109H76L77 113L75 112ZM49 110H50V112H49ZM52 112H53V114H52ZM45 115L47 117H45ZM78 115H80V116H78ZM4 116H5V118L3 119L2 117H4ZM121 117H123V118H121ZM239 117H241V118H239ZM59 118H61V119H59ZM76 122H77V124H76ZM144 122L146 124H144ZM143 124L146 125V127L148 126V129H149L148 131H150V133H149L150 135H147L148 136L147 139H144L142 133L140 132L141 129L144 128ZM57 126L61 127V124H57ZM63 127L64 126H62L61 128H63ZM99 127H101V128H99ZM121 127L127 128V129L128 128L129 129L134 128L137 130H136V132H133L134 136L132 133L131 135H129L131 137L122 136L119 138L116 131H118ZM94 128L96 130H94ZM234 130L235 131L237 130V132H235ZM260 130H261V132H260ZM138 131H139V133H138ZM112 133L113 134L115 133L114 136L112 135ZM237 134L238 135L240 134V136H238ZM246 134H247V136H246ZM142 137H143V139H141ZM63 138H65V139H63ZM28 139H29V141H28ZM36 139H38V140H36ZM154 139L156 140V142L158 144L156 142H154L155 141ZM43 140H44V142H43ZM66 140H67V142H65ZM219 140H220V142H219ZM226 140H228V141L225 142ZM36 141H38V142L42 141V142H40L41 144L40 143L37 144ZM117 141H118V143H117ZM120 142L122 144L126 143V146H123V149H121V143ZM144 142H146V144ZM4 143H5V145H4ZM29 143H30V145H28ZM42 143L46 144L47 146H50L48 148V150H49V152H51V154H46V152H48V150H44L41 147ZM177 143H178V146H177ZM118 144H119V146H118ZM227 144H229V145H227ZM53 145H55V146H53ZM83 146H84V144H83ZM245 146H247V148ZM16 147H17V149H16ZM99 147H101V148H99ZM176 147H178V148H176ZM241 147L242 148L245 147V152L247 151L246 155L242 154L243 158L241 157L242 155L240 154V153H242L240 150V149H242ZM51 148L54 149V151ZM112 148L114 149V152H113ZM187 148L188 149L190 148V149L188 150ZM193 148H195V150ZM39 149H40V151H39ZM118 149H119V151H118ZM231 149H235V150H231ZM55 150H56V152H55ZM228 150H229V152H228ZM251 150H252V152H251ZM42 151H43V153H42ZM52 151L55 152L56 154H57V152H59L58 156L53 154ZM21 152H22V155H23V153L26 154V155L24 154L25 155L24 160L19 159L20 157L18 156V154H21ZM71 153L69 155L72 156L71 158H74L73 155L75 154V152H73V154H71ZM44 154H46V155L44 156ZM169 154H171L170 156L171 157L173 156L175 160L177 158H175L174 155H176V157L178 156V159L176 160L178 165H176L174 163V164H172L173 166H171V167L174 168L176 166V171H174V172L175 173L178 172L177 173V176H178L177 180H179V181H177V180L172 181L169 179L167 180V177L165 174L169 173V171L171 169L173 171V168L161 167L162 169L160 170V167H159L160 165L157 164V161L160 159V157L163 159L166 156H169ZM50 155L51 156L53 155L54 158L53 157L51 158ZM164 155H165V157H164ZM102 156H103V158H102ZM199 156L202 158H200ZM254 156H256L258 158L256 159V157H254ZM76 161H78V160H75V162ZM199 163H200V165H199ZM207 164L209 165V167L214 166L213 162H211V161H207ZM92 165H94V167H92ZM97 167H98V170H97ZM23 168H24V170H23ZM184 168H185V170H184ZM197 168L199 169L198 171H197ZM250 168H252L253 170L252 169L250 170ZM67 169L68 168L66 165L60 166V171L62 173L65 172L62 170H67ZM165 169H167V170H165ZM177 169H178V171H177ZM202 169H203V171H202ZM166 171H167V173H164ZM196 171L198 173L195 174ZM153 173H154V175H153ZM180 173L182 175H183V173H185V174H184V176H181ZM199 173H201V174H199ZM37 174L40 175V172L39 173L37 172ZM189 174H191V175H189ZM193 175H195V176H193ZM194 177H195V179H194ZM43 178L45 180H47L49 193L53 194L52 192L54 191L56 186L50 185L49 182L51 179L49 178V176H45ZM151 178H152V180H150ZM191 178H193V179L190 180ZM180 180L182 182H180ZM153 181H154V183H153ZM71 182L72 181L69 180L68 177L65 178V180L63 178V181L61 180V184L62 185L64 184L63 185L64 187L70 185ZM168 182H169V184H165ZM164 184H165V186L169 185L170 187L167 186V189H166ZM175 185L177 186L178 190L176 189ZM163 186H164V188H163ZM180 186H181V188H183V187L184 188L181 189V188H179ZM91 188H93V189H91ZM113 193H115V194H113ZM118 193H120V194H118ZM121 193L123 194V196L121 195ZM124 196H126V197H124ZM103 199H106V200H103ZM108 206H110V208ZM119 207H120V209H119ZM96 208H98L99 210H97ZM93 211H101L99 214V217H102L104 219L101 223H98V220L95 218V216H94L95 213ZM15 214L18 217L19 216L20 217L18 218ZM186 215L184 216L185 218L181 217V218H183L181 220L182 221L186 220L185 223H187L189 225L193 224V226L192 225L191 226H192V228L194 227V229H196L195 227L198 225L201 227L198 226L197 229L204 228V226L207 225V222L205 219H203V217L197 218V217L190 215V214H186ZM191 216L193 217V219L191 218ZM21 217L23 220L21 219ZM159 217L161 219H159ZM199 219L202 220L204 223L202 221H199ZM197 220L199 222H202L204 225L203 224L201 225ZM22 221H24V222H22ZM18 222L22 223L21 226H20V223L18 225ZM194 222L197 224H194ZM84 224H82V225H84ZM194 225H196V226H194ZM18 227L20 229H18ZM126 228L128 231L130 230V226H128V225L122 226V230L127 231ZM156 228H157V230H156ZM12 229L13 230L16 229L15 230L16 233H15V231L13 233ZM8 230L9 231L12 230L11 231L12 233L9 232ZM2 231H4V233ZM176 231H178V230H176ZM176 231L173 230L172 234L167 233V235H166L167 239H166V236L165 237L163 236L164 238L162 237V239H161V241H163L162 246H161V244H162L161 242L156 243L157 244L156 245V244H154L155 242L153 240L152 241L154 243H152V241H150V242L147 241V242H149V244L147 242H145V243L140 244V246L142 245L141 247L143 250H145L144 252H147L150 255H153L154 257L159 259V261L163 264H198L199 258L197 256H195L194 253L190 252V250H191L190 244L189 243L187 244V242H185V241L183 242V241L178 240ZM174 234H175V236H174ZM171 235H173L172 236L173 238L171 237ZM171 238H172V240L174 239V241H172ZM16 239H17V241H16ZM18 239H20V240H18ZM5 242H6V244H5ZM107 242H110L109 245ZM171 242L172 243L177 242L176 245L174 243V245L176 247L173 244H171ZM158 244H159V246H158ZM167 244L169 246L168 248L165 247V246H167ZM182 245L185 247L182 248L181 247ZM163 246H164V248H163ZM112 248H114V249H112ZM170 248H172L171 251L169 250ZM174 248H175V250L178 249L179 251L178 250L177 251L179 253L177 251H175ZM188 248L190 250H188ZM183 249H184V251H183ZM185 249H187L188 252Z\"/></svg>",
  "mask_w": 264,
  "mask_h": 264
}]
</instances>
